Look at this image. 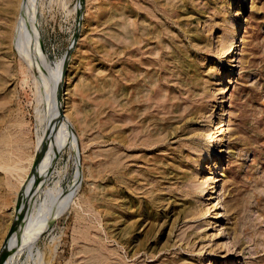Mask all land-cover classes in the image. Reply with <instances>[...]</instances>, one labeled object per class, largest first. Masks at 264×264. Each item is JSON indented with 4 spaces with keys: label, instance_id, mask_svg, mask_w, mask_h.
<instances>
[{
    "label": "rangeland",
    "instance_id": "374dc122",
    "mask_svg": "<svg viewBox=\"0 0 264 264\" xmlns=\"http://www.w3.org/2000/svg\"><path fill=\"white\" fill-rule=\"evenodd\" d=\"M22 4L0 0V150L35 151L48 85L74 132L25 186L0 170V237L12 199L13 222L65 204L7 264H264V0H37L48 85L12 45Z\"/></svg>",
    "mask_w": 264,
    "mask_h": 264
},
{
    "label": "bare ground",
    "instance_id": "6f19581e",
    "mask_svg": "<svg viewBox=\"0 0 264 264\" xmlns=\"http://www.w3.org/2000/svg\"><path fill=\"white\" fill-rule=\"evenodd\" d=\"M22 1H23L22 6L24 8L21 9V11L17 14L12 45L15 46V50H17L18 54L28 63L31 69L35 71V73L37 72V75L41 80V82L43 83V85L44 84L48 85L38 65L36 66V70L34 65V61L37 63L36 43L37 44L39 43L37 25L35 24V15H36L35 4H37V0H22ZM10 4L13 5V1ZM33 36L35 38L34 40L36 43H33ZM52 72H53V68L49 67V73L52 74ZM50 82H51V86H53L52 79ZM40 88L43 89L42 85L39 86V89ZM45 90L49 92V85L48 87H45ZM47 92L45 93L47 95L48 103L50 104V116L46 120V127L44 130L43 137H41L38 140L35 151L33 153L29 151L30 140L27 139V137H23L19 139L18 144L15 146L16 149H12L15 148L11 144V142L13 143V140L12 141L5 140L10 142L11 145H9V147L11 148L10 150L6 148L9 144L8 143L6 144L7 146L4 147L8 151L0 150V170L5 171V173L7 172L6 174L9 173L11 176H16L17 183L19 182L21 186L26 185L27 182L26 179L30 171V168L33 166V163L39 157V155L47 151V160L50 158L46 164V169H47L51 165V161H52L51 158L53 157L55 158L57 151H59L61 148L65 147L66 145H69V139L67 136L69 129H71V131L74 132L71 126L69 125L67 119L61 116L62 114L60 111L61 109L60 102L57 99L55 93L49 95ZM76 147L78 151V145ZM56 185L59 186V183H57ZM13 189L15 188H13V186L12 187L10 186L9 189L11 190L10 191L11 193L9 192L10 194L15 193L12 191ZM58 189L59 188H57L56 190L58 191ZM46 192L47 193L45 194L43 201L40 203L38 209L36 210L35 215L31 216L28 220L25 214L22 213V209L20 210L21 212L17 216L14 222L10 219L16 210V201H17L16 198L12 199L11 212L9 214V221L12 222V226L7 236L0 237V264H7V261L9 260L10 257L12 258V261H17L21 256V254L25 252L23 251L24 249L28 251L29 253L28 259L30 260L33 257L32 249L36 246L38 237L42 229L50 221L58 217L63 212L65 208V204L61 192L60 193L58 192L57 194L54 193L55 190H49ZM210 212H211L210 208L208 207L205 210L203 209V211L202 212L200 211L199 213L201 217L206 218L209 215H211ZM6 228L7 226L4 229H0V230H3V232L5 233Z\"/></svg>",
    "mask_w": 264,
    "mask_h": 264
},
{
    "label": "water",
    "instance_id": "95a60500",
    "mask_svg": "<svg viewBox=\"0 0 264 264\" xmlns=\"http://www.w3.org/2000/svg\"><path fill=\"white\" fill-rule=\"evenodd\" d=\"M61 110V109H60ZM75 141H76V143H77V140H76V138H75Z\"/></svg>",
    "mask_w": 264,
    "mask_h": 264
}]
</instances>
